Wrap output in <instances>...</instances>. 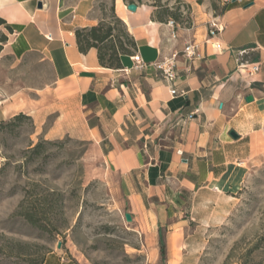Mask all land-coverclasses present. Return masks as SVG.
Listing matches in <instances>:
<instances>
[{
    "label": "crops",
    "instance_id": "obj_1",
    "mask_svg": "<svg viewBox=\"0 0 264 264\" xmlns=\"http://www.w3.org/2000/svg\"><path fill=\"white\" fill-rule=\"evenodd\" d=\"M113 1L136 41L121 68L103 66L95 47L79 49L76 30L99 23L98 0H0L10 27L0 25L7 35L0 67L6 55L17 62L36 56L53 72L49 88L35 91L12 89L8 77L0 121L22 111L37 137L97 141L133 212L168 227L169 244H186L191 224H205L223 196L264 165V0L225 3L210 19L224 25L213 39L208 26L157 20L148 3L131 10ZM189 42L199 44L201 57L184 55ZM136 54L144 68L136 67ZM173 54L178 78L167 82L155 63ZM46 264L75 263L50 252Z\"/></svg>",
    "mask_w": 264,
    "mask_h": 264
},
{
    "label": "rangeland",
    "instance_id": "obj_2",
    "mask_svg": "<svg viewBox=\"0 0 264 264\" xmlns=\"http://www.w3.org/2000/svg\"><path fill=\"white\" fill-rule=\"evenodd\" d=\"M140 1L158 8L163 23L174 20L185 29L209 27L224 5ZM113 3L98 0L99 22L111 20ZM8 77L12 89H48L53 82L49 63L36 56L21 62L3 57L0 85ZM34 131L33 118L0 127V264H46L50 252L75 264H264V165L223 196L205 224H191L186 244H169L168 227L158 229L155 221L133 212L102 145L71 135L46 139ZM39 141L45 143L34 152Z\"/></svg>",
    "mask_w": 264,
    "mask_h": 264
},
{
    "label": "trees",
    "instance_id": "obj_3",
    "mask_svg": "<svg viewBox=\"0 0 264 264\" xmlns=\"http://www.w3.org/2000/svg\"><path fill=\"white\" fill-rule=\"evenodd\" d=\"M128 3H143L140 0H125ZM227 7V4L223 5L222 11ZM221 11V12H222ZM154 17L159 21H164V18L159 13L158 8L155 10ZM120 27V32L115 33V25ZM0 25L10 29L6 20L0 16ZM117 28V27H116ZM122 36V37H121ZM76 38L79 49L82 52H88L91 48L95 47L98 50V56L100 63L103 66L110 68H121L122 60L121 56L124 54L133 55L136 49V41L130 31L127 29L125 22L117 15L115 4L112 6L111 20L102 19L98 24L93 26L82 27L76 30ZM7 40L6 34L0 35V51L2 49L1 42ZM12 120L7 123V120L0 121V127L11 124L17 120L24 118L31 119L32 117L24 112H19L13 117ZM51 142V141H50ZM49 142V143H50ZM45 141H39L34 147V152H39ZM161 255L162 258L166 257V243L161 238ZM241 264H248L247 261ZM261 264V263H257Z\"/></svg>",
    "mask_w": 264,
    "mask_h": 264
},
{
    "label": "built area",
    "instance_id": "obj_4",
    "mask_svg": "<svg viewBox=\"0 0 264 264\" xmlns=\"http://www.w3.org/2000/svg\"><path fill=\"white\" fill-rule=\"evenodd\" d=\"M224 4L230 3L233 1H242V0H221ZM172 28L175 26V21L170 20L168 22ZM224 29V25L217 20H211L209 24V37L210 39L215 38L222 30ZM216 48H221L219 43H216ZM184 55L189 59L193 60L195 58L201 57L200 46L196 42H189L186 44L184 48ZM135 65L138 68H144L146 66L145 61L139 54L134 56ZM176 61H177V54H173L172 56L166 57L163 60H160L155 63L156 67L160 70L161 75L164 80L167 82H174L178 78V72L176 69Z\"/></svg>",
    "mask_w": 264,
    "mask_h": 264
},
{
    "label": "water",
    "instance_id": "obj_5",
    "mask_svg": "<svg viewBox=\"0 0 264 264\" xmlns=\"http://www.w3.org/2000/svg\"><path fill=\"white\" fill-rule=\"evenodd\" d=\"M38 6H39V8H42V6H43V3H42V1H39V3H38ZM128 8L129 9H131V10H136L137 9V4L136 3H129L128 4ZM253 95H248L247 97H246V99L248 100V101H252L253 100ZM231 135H234V136H236V137H238V135H237V133L235 132V131H231ZM126 217H127V219L129 220V221H131L132 220V215L130 214V213H126ZM61 245V243H59V246Z\"/></svg>",
    "mask_w": 264,
    "mask_h": 264
}]
</instances>
